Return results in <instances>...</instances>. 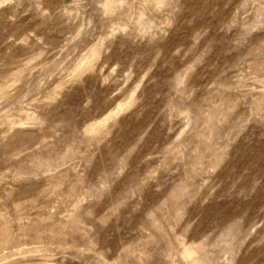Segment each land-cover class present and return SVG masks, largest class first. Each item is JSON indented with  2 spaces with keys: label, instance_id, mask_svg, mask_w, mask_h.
<instances>
[{
  "label": "rangeland",
  "instance_id": "374dc122",
  "mask_svg": "<svg viewBox=\"0 0 264 264\" xmlns=\"http://www.w3.org/2000/svg\"><path fill=\"white\" fill-rule=\"evenodd\" d=\"M0 264H264V0H0Z\"/></svg>",
  "mask_w": 264,
  "mask_h": 264
}]
</instances>
